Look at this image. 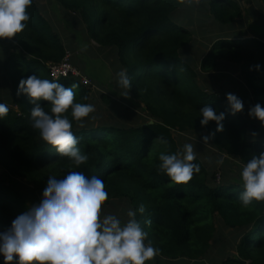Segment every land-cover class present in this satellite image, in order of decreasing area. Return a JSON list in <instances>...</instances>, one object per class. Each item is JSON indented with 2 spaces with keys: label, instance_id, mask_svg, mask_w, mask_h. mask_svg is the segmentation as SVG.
Segmentation results:
<instances>
[{
  "label": "trees",
  "instance_id": "16d2710c",
  "mask_svg": "<svg viewBox=\"0 0 264 264\" xmlns=\"http://www.w3.org/2000/svg\"><path fill=\"white\" fill-rule=\"evenodd\" d=\"M57 1L66 11L80 16L100 47L113 52L116 70L127 72L130 93L144 104L148 118L126 126L86 119L83 129L73 121V131L80 138L78 146L88 155L78 168L41 138L39 130L32 127L34 105L27 95H17L20 80L38 75L65 87L75 85L73 91L80 103H89L90 89L78 77L51 76L49 64L61 62L67 51L33 0L27 27L9 39L12 49L4 52L0 48V86L9 91L5 100L0 99L9 108L0 119V167L30 183L41 195L49 176L63 179L68 171H82L88 178L98 176L109 196L104 214L126 221L129 209L145 206V213L137 212L136 218L148 233V240L160 250L159 258L201 259L211 250L222 227L236 231L239 237L238 258L231 264H264V202L242 206L238 196L243 185L226 180L216 184L215 176L198 159L195 163L201 170L187 184H176L158 167L160 153L180 151L175 132L215 133L210 138L212 145L242 165L264 151V141L251 136L245 114L231 113L227 93L203 88L197 82V71L182 58V50L193 40V32L175 20L184 4L179 0ZM260 2L264 4V0ZM208 4V13L221 25H233L242 16L236 0H209ZM217 60L238 65L250 106L264 107V42L248 38L244 32L231 38L220 36L203 57L201 68L213 67ZM257 64L259 71L254 67ZM41 105L51 114L49 102L41 101ZM205 105L217 114L225 113L222 131H216L215 121L201 126L199 109ZM29 207L23 191L0 180V232ZM0 264H4L3 256Z\"/></svg>",
  "mask_w": 264,
  "mask_h": 264
},
{
  "label": "clouds",
  "instance_id": "9594fccd",
  "mask_svg": "<svg viewBox=\"0 0 264 264\" xmlns=\"http://www.w3.org/2000/svg\"><path fill=\"white\" fill-rule=\"evenodd\" d=\"M182 4L199 5L208 0H179ZM33 0H0V39L18 37L30 21L28 9ZM257 71L260 65L254 66ZM118 85L126 90L125 99L130 98L132 84L126 71L117 73ZM75 85L65 87L58 81L30 75L21 79L17 95L25 94L30 103L32 127L39 130L41 138L60 157L68 158L77 168L86 163L88 155L78 146L80 138L73 131V121L80 129L85 128L86 119L95 112V105L76 101ZM231 113L241 112L244 104L237 95L226 94ZM87 100V97H84ZM41 101L51 104V114L46 112ZM9 112L6 104L0 103V119ZM201 126L215 121L216 131L223 130L225 113L205 105L199 109ZM71 119H69V115ZM249 116L258 118L264 125V107L260 104L249 109ZM215 133L202 137L207 144ZM255 135V134H254ZM167 143L166 140L162 141ZM159 170L176 184H187L194 174L200 172L195 163L196 151L191 143H185L182 151L159 154ZM222 165V158L216 161ZM243 191L238 199L242 206L254 201L264 202V151L253 155L241 171ZM109 196L104 182L98 176L86 177L82 171H68L63 179L49 176L42 199L18 215L11 226L0 232V256L4 264H147L154 261L160 250L148 240V233L137 220L138 209H129L128 219L122 221L117 215L104 214L103 207Z\"/></svg>",
  "mask_w": 264,
  "mask_h": 264
},
{
  "label": "rangeland",
  "instance_id": "374dc122",
  "mask_svg": "<svg viewBox=\"0 0 264 264\" xmlns=\"http://www.w3.org/2000/svg\"><path fill=\"white\" fill-rule=\"evenodd\" d=\"M236 1L241 6L242 16L233 25H221L214 21L208 13L209 0L199 5L184 4L177 12L175 20L186 25L193 32V40L182 50L181 56L197 71V82L203 88L218 94L232 93L242 100L244 108L241 112L250 121L251 136L264 141V125L258 118L249 116L251 99L248 97L239 66L224 60H217L213 67L206 70L201 68L203 57L210 51L212 43L220 36L231 38L236 33L244 32L246 37L264 42V4L260 0ZM36 2L60 36L69 54L70 62L81 76L89 79L86 85L90 89L89 103L94 104L96 110L90 114L88 119L101 125L126 126L148 118L144 104L132 93L129 99L122 97V93L126 90L118 85V71L116 70L118 66L115 63L113 52L108 48L100 47L90 37L80 16L66 11L57 0H36ZM8 42V38L0 39V48L4 52L6 49H12ZM7 92H9L8 89L2 84L0 99L5 100ZM104 96L107 101L104 100ZM13 109L17 110V107L13 106ZM150 121L152 122L151 119ZM256 127L257 131H254ZM174 135L180 151L185 143L193 144L197 159L210 174L215 176L213 180L216 184L226 180L243 185L240 174L244 165L226 153L220 152L212 145L211 140L205 144L202 137L208 133L185 131L175 132ZM220 158L224 160L222 165L216 163ZM0 180L6 185L23 191L30 207L38 204L42 199V195L33 190L30 183L20 177L12 176L3 168L0 170ZM216 235L217 240L223 236H225L223 240L229 242H231V236L235 238V241L239 240L236 231L222 227L218 229ZM227 264L230 263L227 262Z\"/></svg>",
  "mask_w": 264,
  "mask_h": 264
},
{
  "label": "crops",
  "instance_id": "0c3cea01",
  "mask_svg": "<svg viewBox=\"0 0 264 264\" xmlns=\"http://www.w3.org/2000/svg\"><path fill=\"white\" fill-rule=\"evenodd\" d=\"M117 214V213H116ZM225 238V236H223ZM221 237L220 240L214 239L212 242V247L209 253L198 260H188V259H175L168 260L156 257L154 261H149L147 264H222L223 262H232L238 258L237 255V245L239 244V240L235 241L234 237L231 236V242L227 240H223ZM248 262L246 261L245 264ZM231 264V263H230Z\"/></svg>",
  "mask_w": 264,
  "mask_h": 264
},
{
  "label": "built area",
  "instance_id": "2783aa9c",
  "mask_svg": "<svg viewBox=\"0 0 264 264\" xmlns=\"http://www.w3.org/2000/svg\"><path fill=\"white\" fill-rule=\"evenodd\" d=\"M50 74L54 79L59 77L72 75L78 77L83 85H87L89 83V79L85 76H81L79 71L73 66L70 62L69 54L66 52L63 60L59 63L49 64Z\"/></svg>",
  "mask_w": 264,
  "mask_h": 264
},
{
  "label": "water",
  "instance_id": "95a60500",
  "mask_svg": "<svg viewBox=\"0 0 264 264\" xmlns=\"http://www.w3.org/2000/svg\"><path fill=\"white\" fill-rule=\"evenodd\" d=\"M151 122V121H150ZM2 168L0 167V170H1Z\"/></svg>",
  "mask_w": 264,
  "mask_h": 264
}]
</instances>
